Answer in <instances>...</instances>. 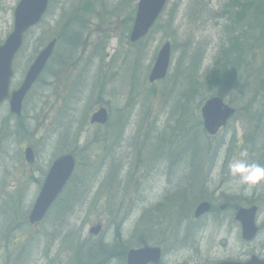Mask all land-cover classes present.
I'll return each mask as SVG.
<instances>
[{
  "label": "rangeland",
  "instance_id": "rangeland-1",
  "mask_svg": "<svg viewBox=\"0 0 264 264\" xmlns=\"http://www.w3.org/2000/svg\"><path fill=\"white\" fill-rule=\"evenodd\" d=\"M18 2L0 0V44L13 29ZM137 2L53 0L43 22L26 36L15 60L12 88L22 83L39 51L62 24L74 21V15L85 20L80 39L59 46L60 64L53 67L55 59L50 61L27 95L20 131H15L18 119L8 101L0 104V264H71L84 253L88 241L99 239L106 245L105 264H125L123 256L109 252L110 246L126 252L138 244L135 232L154 228L157 240L156 234L172 228V212L162 220L152 207L162 200L164 213L174 203L167 198L183 178L179 169L188 166L183 155L189 149L181 148L189 140L191 149L208 152L207 175L219 172L224 158L229 163L235 159L237 136L244 128L242 116L249 108L234 88L243 80L249 93L253 83L249 68L264 66L256 51L264 39V21L258 24L264 19V0H169L148 38L131 44L128 34ZM168 40L173 48L169 74L151 84L156 55ZM237 42L242 49L235 46ZM238 49L235 72L231 65ZM50 69L55 70L52 75ZM260 90L264 97V87ZM215 92L234 98L238 113L226 129L208 137L201 109ZM102 104L109 107V123L91 125L93 111ZM5 120H10L12 129L3 125ZM11 130L14 133L9 134ZM178 138L176 151L173 142ZM29 145L36 156L31 163L24 152ZM61 152L76 156L75 176L46 217L30 225L28 214L45 172ZM171 163L177 164L169 170ZM233 179L229 171L221 184L234 186ZM15 191L22 204L19 213ZM196 196V192L191 196V204L199 199ZM145 212L149 214L144 220ZM99 222L103 228L96 239L89 229ZM166 252L167 260L175 257L174 252L170 256L171 249Z\"/></svg>",
  "mask_w": 264,
  "mask_h": 264
},
{
  "label": "water",
  "instance_id": "water-1",
  "mask_svg": "<svg viewBox=\"0 0 264 264\" xmlns=\"http://www.w3.org/2000/svg\"><path fill=\"white\" fill-rule=\"evenodd\" d=\"M49 0H20L15 10L14 30L8 36L4 44L0 45V102H3L9 96L11 77L13 75V59L23 44L24 33L32 26L37 24L48 4ZM167 0H140L136 15L135 24L131 33V40L137 41L144 37L155 23L161 11L166 5ZM56 40L51 42L36 58L26 74L22 85L14 90L10 97V109L13 113L20 114L22 104L28 91L34 82L38 79L43 71L47 60L53 52ZM171 56V44L167 42L160 50L155 66L151 72L150 80L155 81L166 76ZM235 109L224 103L220 97H213L208 100L203 107L202 113L204 117L205 128L215 134L218 129L224 125L233 115ZM108 120L107 110L101 108L96 111L92 118V123H106ZM33 151L27 149V159H33ZM75 168V159L72 155H65L57 159L45 180L41 193L31 211V223L39 222L45 216L46 212L59 196L67 181L69 180ZM208 208V204L204 203L200 206L198 213ZM245 226V230H246ZM101 229V225L91 228V233L97 234ZM148 250H138L130 252V264H145L148 260H144L141 254ZM158 258L159 251L152 250Z\"/></svg>",
  "mask_w": 264,
  "mask_h": 264
},
{
  "label": "flooded vegetation",
  "instance_id": "flooded-vegetation-1",
  "mask_svg": "<svg viewBox=\"0 0 264 264\" xmlns=\"http://www.w3.org/2000/svg\"><path fill=\"white\" fill-rule=\"evenodd\" d=\"M245 149L241 142L239 154L241 158L247 156L250 163L264 165V155L259 154L255 149L248 154ZM187 167L194 171L192 163H189ZM227 168L229 170V164L224 163L223 168L213 175L216 185L213 187L205 185L207 196L201 198L196 204L188 203L186 211L173 212L176 219L174 230L178 245L185 241L191 247H200L201 250L198 252L196 249H191V255L184 254L187 257L176 259L172 264H225L227 262L262 264L264 262V181L248 187L239 185L238 180L233 179L236 185H222L221 178L225 175L224 170L227 172ZM208 183L210 184L209 179ZM177 198L176 195L175 199ZM203 201L210 203V209L201 216H196V208ZM253 206L257 207L254 219L256 233L246 238L243 232V221L238 213L243 207Z\"/></svg>",
  "mask_w": 264,
  "mask_h": 264
},
{
  "label": "trees",
  "instance_id": "trees-1",
  "mask_svg": "<svg viewBox=\"0 0 264 264\" xmlns=\"http://www.w3.org/2000/svg\"><path fill=\"white\" fill-rule=\"evenodd\" d=\"M264 21V19L263 20H260L259 22H258V24H259V26L261 25V23ZM64 37V36H63ZM62 37V38H63ZM66 41V38L63 40V42L62 43H64ZM262 43L256 48V51H257V57L260 59V56H263L262 57V59L264 58V39H262V41H261ZM68 44H71L69 41H68ZM235 46L236 47H238V48H240V49H242L241 48V44L239 43V42H237L236 44H235ZM240 49H238V54H239V56L235 59V62L233 63V65H231L232 67H231V70H234L235 72H237V69H238V62H239V60H240V55H241V50ZM232 54V56H233V52L231 53ZM262 59H260V61L259 62H261L262 61ZM242 60H244L243 58H242ZM249 66H252V64H250ZM263 72V73H262ZM249 73L251 74V79H252V81H253V86L254 87H256V88H259V87H261V85H259L260 83H262V79H261V77L260 76H262L263 74H264V66L262 65V64H260V65H256L255 67H252V68H249ZM212 74H213V71L211 70L210 71V79H211V76H212ZM209 75V74H208ZM226 79V76H224V77H222L221 79H220V82H222L223 80H225ZM219 82V83H220ZM242 82H243V80H242ZM226 84L227 85H229V82H226ZM246 85V84H245ZM262 85H263V83H262ZM247 86V85H246ZM264 87V86H263ZM217 93H220V92H215V94H217ZM239 93V92H238ZM244 95V93H242V95H240V96H243ZM262 99H264V97L262 98ZM3 137V136H2ZM261 140H262V142H264V136H261ZM20 203H19V200H18V203H17V206H18V208H17V210L18 211H20ZM24 218V217H23ZM96 244V243H95ZM95 244H93V243H91V242H87L86 243V250L84 251V253H82V252H80V255L78 256V258H77V260H75V261H72L71 262V264H90L91 262L88 260V259H85L86 258V255L90 258V259H94V258H96V256L97 255H99V256H101L102 254H105V249H106V247H105V244H99V245H95Z\"/></svg>",
  "mask_w": 264,
  "mask_h": 264
},
{
  "label": "clouds",
  "instance_id": "clouds-1",
  "mask_svg": "<svg viewBox=\"0 0 264 264\" xmlns=\"http://www.w3.org/2000/svg\"><path fill=\"white\" fill-rule=\"evenodd\" d=\"M229 171L241 186L252 187L264 181V165L236 158L230 161Z\"/></svg>",
  "mask_w": 264,
  "mask_h": 264
}]
</instances>
